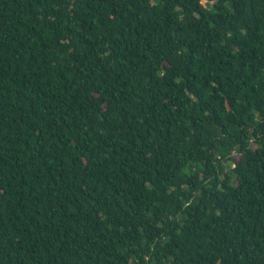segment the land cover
<instances>
[{
  "label": "trees",
  "instance_id": "16d2710c",
  "mask_svg": "<svg viewBox=\"0 0 264 264\" xmlns=\"http://www.w3.org/2000/svg\"><path fill=\"white\" fill-rule=\"evenodd\" d=\"M0 264H264V0H0Z\"/></svg>",
  "mask_w": 264,
  "mask_h": 264
},
{
  "label": "rangeland",
  "instance_id": "374dc122",
  "mask_svg": "<svg viewBox=\"0 0 264 264\" xmlns=\"http://www.w3.org/2000/svg\"><path fill=\"white\" fill-rule=\"evenodd\" d=\"M205 4V3H204ZM233 158H234V160H237L238 158H239V156L238 155H236V154H234L233 155ZM224 164V163H223ZM224 165H226V168L228 169V167L230 166H232L231 164H224Z\"/></svg>",
  "mask_w": 264,
  "mask_h": 264
}]
</instances>
